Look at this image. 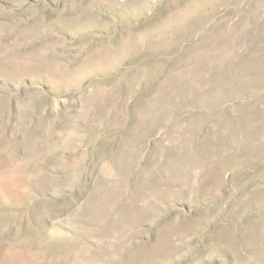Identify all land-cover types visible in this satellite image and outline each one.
<instances>
[{"label": "rangeland", "instance_id": "1", "mask_svg": "<svg viewBox=\"0 0 264 264\" xmlns=\"http://www.w3.org/2000/svg\"><path fill=\"white\" fill-rule=\"evenodd\" d=\"M0 264H264V0H0Z\"/></svg>", "mask_w": 264, "mask_h": 264}, {"label": "clouds", "instance_id": "2", "mask_svg": "<svg viewBox=\"0 0 264 264\" xmlns=\"http://www.w3.org/2000/svg\"><path fill=\"white\" fill-rule=\"evenodd\" d=\"M7 154V149H5ZM13 183L17 186H23L26 181L34 179V177L27 171V166L24 163H20L12 168Z\"/></svg>", "mask_w": 264, "mask_h": 264}]
</instances>
